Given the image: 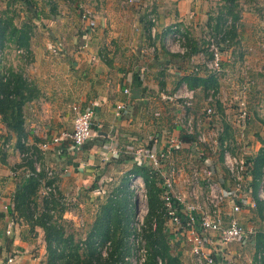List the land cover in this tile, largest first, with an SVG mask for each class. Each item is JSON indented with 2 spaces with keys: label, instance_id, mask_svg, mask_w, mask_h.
I'll use <instances>...</instances> for the list:
<instances>
[{
  "label": "crops",
  "instance_id": "1",
  "mask_svg": "<svg viewBox=\"0 0 264 264\" xmlns=\"http://www.w3.org/2000/svg\"><path fill=\"white\" fill-rule=\"evenodd\" d=\"M33 1L31 14L21 6L25 11L24 24L32 27L29 55L15 50L24 58L18 62L20 67L11 68V63L8 70L23 74L33 91L22 111L25 132L21 140L37 154L41 170L57 172L62 219L79 221L81 213L89 211L92 202H99L109 186L117 181L121 186L126 184L135 166L149 169L146 159L135 154L140 147L159 155L167 154L159 174L149 170L160 177L172 175L174 190L187 198L188 180L203 162L194 149L171 150L168 140L173 135L181 138L184 133L196 139L203 129L202 112L209 107L219 116L213 125L225 130L221 139L231 143L235 134L234 108L243 90L250 113L247 142L256 157L261 143L254 139L252 130L258 129L259 107L264 97V0H237L235 34L231 37L224 34L225 42L221 38L223 72L217 76L207 71L199 58L200 49L203 55L206 53L200 40L214 31L208 5L201 0ZM83 9L90 12L89 20L81 19ZM174 26L184 30L187 43L197 42L194 49L198 53L192 56L200 72L193 71L189 59L166 51ZM152 27L156 30L154 38ZM150 47L153 53L148 50ZM52 48L58 50L57 55L51 53ZM187 77L215 81L214 88L209 85L208 89H194L190 108L174 98L184 84L189 87ZM126 89L130 90L129 95L124 94ZM119 105L124 109L117 113ZM75 106L80 110L93 108L94 138L76 154L68 153L66 144L41 151L39 146L51 137L73 131L71 109ZM19 146L17 135L8 130L0 116V264H47L43 229L32 228L13 210L14 195L29 180L26 176L30 173L18 157ZM111 148L121 152L120 160L106 163L103 156H108ZM219 162L222 159L218 157L210 161L218 169L219 178L228 177L223 162L220 171ZM101 178L105 180V188L96 192ZM42 184L37 201L40 212L45 201ZM157 188L161 191L160 180ZM204 193L200 188L199 202L203 207ZM256 194L253 191L251 195L254 201ZM258 210L245 211L238 217L240 226L254 231V235L264 233V228L258 232L261 224ZM257 237L249 244L246 241L229 245L227 258L234 257L237 264H258ZM250 254L252 258H248ZM12 257L14 262L9 263Z\"/></svg>",
  "mask_w": 264,
  "mask_h": 264
},
{
  "label": "built area",
  "instance_id": "2",
  "mask_svg": "<svg viewBox=\"0 0 264 264\" xmlns=\"http://www.w3.org/2000/svg\"><path fill=\"white\" fill-rule=\"evenodd\" d=\"M80 17L85 21L89 20L91 15L88 10L83 9ZM149 20L152 25L155 24L152 16L149 17ZM151 32L154 38L156 35L155 27L151 28ZM205 40L207 42L206 53L204 55L201 53L199 58L203 61V66L207 71L216 76L220 75L223 72L221 65V36L213 35L206 37ZM86 46L84 45V48ZM148 50L151 53L154 52L152 47L148 48ZM189 50L184 30L178 26L172 27L166 44V51L172 55L186 57L189 54ZM17 53L22 54V51L17 50ZM51 53L57 55L58 50L52 48ZM188 59L193 64V71L200 72L197 69V65L193 63L194 57L191 54ZM124 94L129 95L130 90L126 89ZM194 94V90L184 84L175 93L174 98L181 100L184 107L190 108L195 98ZM245 97L246 90H243L234 108L232 127L235 139L233 137L232 139L235 140L236 149L231 147L232 140L229 143L221 139L225 130L213 125L214 121L219 119V116L213 108L209 107L202 112L203 122L201 121L200 127L203 124V129L198 132L196 141L187 143L182 141L177 135L171 136V139L168 140L171 150L191 151L194 149L197 151V158L203 162L202 167L194 169L192 176L188 180L190 192L187 198L174 190L172 175L168 178L162 175L163 178H160V202H162V211L172 227L173 236L171 238L174 237L175 241H183L189 246L190 252L198 264H229L227 259L229 245L234 243L242 244L251 235H254V231L245 230L240 226L238 217L245 211H256L260 203L264 204V168L262 177L258 181L256 200L254 201L251 198L256 157L250 152L247 142L250 113L247 109ZM116 109L117 113H120L123 111L124 106L119 105ZM71 111L72 115H74L73 131L59 132L39 146L41 151H46L56 146H65L66 144L68 153L76 154L88 141L94 138L95 115L93 108L80 110L75 106ZM20 143L24 150L19 153V159L23 164L33 161L36 174L42 172L38 164L37 155L28 148L24 140H21ZM135 154L140 158L146 159L149 169L154 171V174H159L165 160L168 159L167 154L152 153L144 147L138 148ZM120 155V151L116 148H111L109 155L103 156V159L106 163L116 162L120 160ZM215 157L222 159L228 175L227 178L218 177L217 168L210 163ZM46 173L47 180H53V183H44L42 194L50 205L49 212L55 214L51 202L52 199L58 198L56 188L57 172L49 169ZM32 176L33 174L29 173L26 178L29 179ZM131 181L136 185L138 194H142L144 190L140 181H143V179L132 176ZM104 184L105 180L101 178L98 181L96 190L102 191L105 188ZM200 188L205 191L204 207L199 202ZM142 197L146 199V195H142ZM5 209H8V207H5ZM143 221L144 217L139 215L134 224L137 232H141L144 225ZM6 234H9V231ZM217 255L221 258L220 262L215 260ZM13 262L14 258L12 257L9 259V263ZM143 262L139 264H144Z\"/></svg>",
  "mask_w": 264,
  "mask_h": 264
},
{
  "label": "trees",
  "instance_id": "3",
  "mask_svg": "<svg viewBox=\"0 0 264 264\" xmlns=\"http://www.w3.org/2000/svg\"><path fill=\"white\" fill-rule=\"evenodd\" d=\"M17 1L20 3V6L26 8L29 14H31L34 10L33 8L35 7V3L33 0ZM234 1L236 0H231L230 2ZM236 20L237 18L235 17L234 21ZM148 25L151 26V23L148 22ZM220 26L221 25L218 24L214 31L217 35H220L221 38L223 37L222 40L225 42L226 37H224V34H222V29L219 30ZM235 30V25H233L230 30L232 36H234ZM31 31L32 27L29 26V23L22 25L21 28L17 27L14 24L13 17L8 16L6 12H1L0 51L2 52L3 49H5L7 46H10L15 50H23L26 55H29ZM188 43V47L190 49L189 54L182 58L188 59L190 54L192 55L199 52L194 49V45L196 43H192V46L190 41H188ZM204 52H206V47ZM185 81L191 90L198 89L199 87L208 89L209 85L214 88L213 85L215 83V81L209 83L207 81L205 82L202 80H197L196 77H187ZM32 92L33 91L30 89V85L25 80L23 74L12 70L6 71L4 75L0 73V116H2V120L6 124L8 130L17 135L19 142H21V139L24 138L25 132L22 111L25 104L29 101V96L32 94ZM25 93H27V96ZM181 140L187 143L196 141L195 136L188 135L186 133L181 135ZM260 143L261 148L256 155L254 179L252 184L253 191L255 192L258 189V181L262 177L264 168L263 137L260 138ZM19 147H21V151L24 150L22 146ZM24 166L29 169L33 176L30 177L29 180H26L24 185L21 184L16 191L14 200L12 201L13 210L17 212V214L32 228L40 227L43 229L44 241L48 251L47 264H131L127 261L131 252L130 247L123 245L127 236V230H123L122 233L118 234V230L122 221H119L116 217L118 214L114 212V206H111V204H108L107 207L105 206L107 209L104 211L102 217L99 218V221L96 222L92 231L89 233L86 240V258L84 261H81V258L78 257L79 248L73 247L72 238L68 237L64 239L60 232L62 230L58 221L62 220L64 212L60 201L61 197L58 195V198L52 199L51 204H53L52 208L55 210V214H51L49 212L50 205L45 200L43 201L44 209H42L41 212L39 211V213L36 215V211L38 209V193L41 183L50 184L53 183V180H47V173L45 170H42V172L36 174L33 161H28L26 164H24ZM132 176H141L149 190L148 203L150 205L151 219H149V222H147L148 234L146 240L149 255L144 264H183L178 256H172L170 254V248L166 242L167 237L163 231V221H158L154 232L151 230L150 222L153 218L157 217V213L159 212L158 210L161 209L162 204L158 201V193L160 191L156 190V175L152 174L150 170L145 167L135 166L131 172V177ZM58 204L61 205L59 212L57 210ZM128 212L129 211L127 209L125 213ZM57 213L58 216H56ZM258 214L259 216H264V204L260 205ZM37 216H39L38 219H35ZM97 240L100 242L98 243ZM110 240H113L114 242L115 253L109 255V257L107 256L105 259L104 254L102 253V248L99 246L107 244ZM256 245L259 253H264V233L261 232V234L258 235ZM73 253L75 254L73 255ZM75 258L78 259L77 262L74 261ZM215 260L220 262V256L217 255Z\"/></svg>",
  "mask_w": 264,
  "mask_h": 264
},
{
  "label": "rangeland",
  "instance_id": "4",
  "mask_svg": "<svg viewBox=\"0 0 264 264\" xmlns=\"http://www.w3.org/2000/svg\"><path fill=\"white\" fill-rule=\"evenodd\" d=\"M230 1L231 0H201V2H205L206 5H208V11L210 15H212L209 18V20H210V23L213 25V29L215 30L217 25L219 24L221 25L219 30L222 29V34L229 33L228 35L231 37L230 30H231V27L235 25L234 24L235 22L234 21L235 19L234 11H236L237 0L234 2H230ZM0 2H1L0 3V13L6 12L8 16L13 17L14 24H16L17 26L21 27L22 25H24L25 17L23 13L25 11L21 8L20 3L17 0H0ZM155 18L157 19V15L155 16ZM207 35L208 36L206 37L217 35V34L215 33V31H213V32H209ZM200 43H201L200 45L201 47L207 46V42L203 38L202 40H200ZM190 44L191 46L193 45L192 43ZM15 52H16L15 49L10 46H7L1 52V56H0V73L1 74L4 75V73L8 71L9 64L11 63L13 64L11 65V68H13V66H15V68L20 67L18 62H20L21 59H23L24 57L22 58L19 57L18 56L19 54H16ZM200 52L202 53V49L199 50V53ZM260 105L261 106L259 107V109L261 111L259 112L260 115L258 116L259 118L257 119L258 129L252 130V133L253 131L255 132L254 139H257L258 141H260V138L262 137L264 138V97L261 98ZM257 121H255V123ZM231 140H232L231 147L233 149H236L237 146L235 144L234 139H231ZM221 163L222 162H219L220 171H221V168H223ZM160 178H161L160 176H156L157 181L161 180ZM224 178H227V177H224ZM140 184H142L143 186L142 189L144 190L142 194L141 193L138 194L136 190L137 187L131 181V178H128L126 184H123L122 186L120 185L118 181L114 183V186H109L108 184L107 186L109 187L107 188L106 193L102 195L103 198L100 199L99 202H92L89 211H87L84 215L83 213H81V217L79 221H76L75 223L69 222L68 220H64V219L58 221L61 227V230H62L60 232L63 235V238L65 239V238L71 237L73 240V247L79 248L78 257L81 258V261H84V259L86 258V254H87L86 240L88 238V235L92 231L96 222L99 221V218L102 217V215L104 214V211L107 209L106 207L108 206V204L109 205L111 204V206H114V209H115L114 212L118 214V216L116 217L118 218L119 221H122L120 224V228L118 230V234L122 233L123 230H127V236L123 243V245L130 247V251H131L127 261L130 262L131 264H139L140 262H143L144 260L146 261L149 255V250L146 245L147 234H148L147 222H149V219H151L150 205L148 203L149 190L146 187L144 181H140ZM156 190L159 191L158 188ZM97 191L98 190H96V192ZM142 195H146V199L142 197ZM158 201L160 202V192L158 193ZM60 207L61 205L58 204V208H57L58 212H59ZM127 209L129 212L125 213ZM158 211L159 212L157 213L158 214L157 217L153 218L152 221L150 222L152 232L155 231L158 221L159 220L163 221V229H164L163 231L167 237L166 242H167L168 247L170 248V254L172 256L173 255L178 256L183 264H196L193 260L194 257L190 254V247L187 246L183 241L179 242V241H175L174 237L171 238V236H173L172 227L168 223L169 221H168V218L165 216V213L162 211V204H161V209ZM38 213L39 211L37 209L36 215ZM95 215L96 217L97 216L98 217L95 218ZM139 215L144 217V221H143L144 225L141 229V232H137L136 227L134 225ZM56 216H58V213ZM258 218L260 219V223H261V224H258L259 225L258 232H260L264 228V217L259 216L258 214ZM169 233H171L170 236H169ZM259 234L260 233H257L254 236L251 235L246 240L247 241L246 243L249 244L251 239L255 236L257 237ZM97 242L99 243L100 241L97 240ZM99 247L102 248V253L104 254L105 259L107 258V256L109 257V255H112L115 253V247H114L113 240H110L107 244L100 245ZM74 254L75 253H73V255ZM248 258H252V255L251 254L248 255ZM242 259H237V260H242ZM74 261L77 262L78 259L75 258ZM228 261H229V264H237L235 262L234 257L233 258L229 257ZM263 262H264V253L261 252L258 254L257 263L263 264Z\"/></svg>",
  "mask_w": 264,
  "mask_h": 264
}]
</instances>
